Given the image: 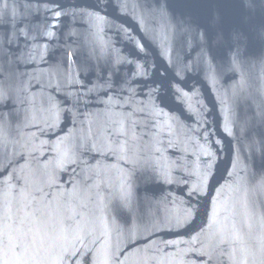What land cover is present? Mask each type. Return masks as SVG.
Masks as SVG:
<instances>
[{
	"label": "water",
	"instance_id": "95a60500",
	"mask_svg": "<svg viewBox=\"0 0 264 264\" xmlns=\"http://www.w3.org/2000/svg\"><path fill=\"white\" fill-rule=\"evenodd\" d=\"M0 264H264V0H0Z\"/></svg>",
	"mask_w": 264,
	"mask_h": 264
}]
</instances>
